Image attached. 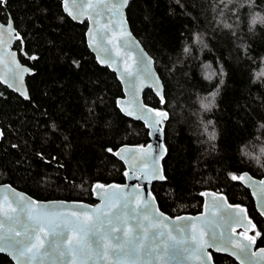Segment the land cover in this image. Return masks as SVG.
Here are the masks:
<instances>
[{"label":"trees","instance_id":"obj_1","mask_svg":"<svg viewBox=\"0 0 264 264\" xmlns=\"http://www.w3.org/2000/svg\"><path fill=\"white\" fill-rule=\"evenodd\" d=\"M178 3L130 0L125 11L167 91L165 104L149 89L143 92L146 104L168 113L161 160L167 180L153 182L151 191L169 215L199 212L205 189L222 192L229 202L246 207L261 233L256 246H264V217L230 175L247 171L264 177V77L255 80L264 68V25L249 31L251 15H264V0H255L254 9L246 0ZM8 18L20 37L13 48L31 73L26 76L29 99L0 84V183L36 199L93 202L94 182L124 181L114 150L146 144L147 128L119 111L116 98L122 91L115 74L96 62L85 42L86 22H73L60 0H7L0 20ZM205 65L217 72L222 65L225 74L206 80ZM218 85L216 106L204 110L201 101ZM212 131L215 141L208 139ZM212 259L238 264L223 254L213 253ZM0 264L13 263L0 253Z\"/></svg>","mask_w":264,"mask_h":264},{"label":"snow or ice","instance_id":"obj_2","mask_svg":"<svg viewBox=\"0 0 264 264\" xmlns=\"http://www.w3.org/2000/svg\"><path fill=\"white\" fill-rule=\"evenodd\" d=\"M129 2L130 0H96V3H93L92 0H72V7L70 8L68 0H63V7L73 20H81L87 15L91 21L93 16L95 17V27L89 28L90 47L98 48L106 54L100 59L108 67H112L113 64L117 65L116 71L120 73L121 79L128 85L133 99L136 100L133 110L121 107V111L125 112L127 116L143 119L152 129L150 135H159L164 131L162 125L168 119V113L139 103L137 94L143 82L150 81L155 88L156 95L160 98V103L165 104L166 85L161 83V78L153 71L151 57L131 39V33L123 28L116 30V17H123L122 9ZM246 2L250 9L255 8V0H246ZM6 3L7 0H0V6ZM177 4L179 6L178 0ZM105 13L108 14V22L101 24L100 17ZM123 23V19H120L119 24L122 25ZM258 24L264 25V15L255 12L251 15L249 31H254ZM12 27L11 18H9L7 28L12 29ZM3 28L4 26L0 25V44L4 43ZM8 38H12L11 33H9ZM16 38H20L18 32ZM109 45L110 47H108ZM131 48H136L139 51V56L134 61L135 69L129 63ZM189 51L188 47L184 48L186 54ZM30 59L35 60L37 57L32 56ZM73 64L76 68L80 67L78 61H74ZM204 67L206 80L211 81L214 77L218 75L223 77L225 74L222 65L219 72L212 70L210 65ZM29 71L28 68H20L17 65V70L13 72L12 78L16 82H22L23 74ZM261 77H264V68L255 74V80H259ZM224 83L225 81L221 79L220 85ZM220 85L201 101L204 110L211 111L216 106V98L220 94ZM9 87H18V84H9ZM21 95L25 99H29L27 92H21ZM116 103L117 106H120L119 100ZM211 124L212 121L207 122V125ZM207 125H205V132H207ZM52 128L55 131L56 126L52 125ZM207 134L209 141H215V131ZM2 135L3 133L0 132V136ZM12 147L16 148L17 145L13 144ZM107 151L111 153L113 149L109 148ZM166 151L164 144L159 143L154 152L152 146L149 145L147 150L141 149L139 153L121 148L114 154L132 164L134 179L151 183L153 180H167L166 169L159 167V160ZM244 154L249 155L247 152ZM37 155L42 154L37 153ZM146 159H151V168L145 166L144 161ZM256 162L260 163L259 158ZM137 170L140 174L134 175ZM128 175L129 173L125 172V176ZM230 175L232 180L250 181L247 173L239 176ZM261 184H264V181H261ZM5 187L8 186L5 185ZM127 187V185L124 186L125 189ZM101 189L107 190L101 192ZM120 189V185L106 186L96 183L93 185V191L100 196L104 202V207L97 206L92 211H86L81 205L80 211L67 213L55 209L51 205L36 206L35 201L30 202V199L22 193L18 194L15 189H11L16 207L13 208L9 204L8 211L4 213V219H0V228L5 223L9 225L7 231L0 234V253L13 255L18 264L19 262L32 264L33 261L46 257L64 260L66 264H88L94 259L108 261L110 258H114L116 264H137V261L144 259L146 261L156 260L160 261L161 264H166V261L177 258L196 259L202 261V264H211V254L205 250L212 248L216 252L230 253L239 259L241 264H246V262L247 264H264V248H260L258 252L251 251L257 238L261 237L260 232H256L255 235H247V230L239 233V236L243 237V241L234 239L228 233L229 228L235 232L233 225L239 224L242 214H245L246 210L240 205L227 204L224 197L217 196L211 205L213 209L218 210L213 212L214 219L205 218L201 221L200 217H176L177 221L190 222L189 224H173V229L179 234L178 237L173 235L172 230L165 231L168 229V224L164 223L163 213L154 207L155 198L152 197L150 191L144 196L141 203L143 189L139 183L126 194ZM200 195L206 196L208 193H201ZM5 198L7 199V197ZM218 200L224 202L223 207L217 203ZM133 203L136 207H130ZM33 206H36V210L33 209ZM59 207L64 208L66 205L64 202H60ZM260 211L264 215V196L261 197ZM21 214L27 216V222L22 221ZM130 219L136 221V228L141 229V232H137L136 229L128 226ZM145 221L148 222L147 226L144 224ZM196 221H201L204 227H198ZM248 223L251 224V221L249 220ZM16 225H22V231H16ZM252 228L254 229L255 225H252ZM150 229H156V232L151 237V241L146 243L149 241ZM121 231L123 232L122 238L118 235ZM41 233L45 237H52L46 249L44 241L40 238ZM66 233H78V235L66 236ZM33 235H35V240H33ZM112 240L117 242L113 244Z\"/></svg>","mask_w":264,"mask_h":264},{"label":"water","instance_id":"obj_3","mask_svg":"<svg viewBox=\"0 0 264 264\" xmlns=\"http://www.w3.org/2000/svg\"><path fill=\"white\" fill-rule=\"evenodd\" d=\"M61 1V8L62 11L65 15L68 16V14L64 11V7H63V0ZM93 3H96V0H92ZM68 5L71 8L72 7V0H68ZM126 7L127 5L122 9L123 12V17L117 16L116 17V22H117V31L120 30V28H123L124 30L128 31L131 33V39L134 40L137 44H139L140 49H142L143 51L147 52L145 50V48L143 47V45L140 43V41L134 36V34L132 33V31L130 30L129 24L127 22L126 19ZM86 12L88 10H85ZM73 22H77V23H82V22H86V28L84 31V36H85V42L86 45L89 49V51L92 53V55L94 56L96 62L100 65V66H104L107 67L110 71H112L115 76L116 79L118 80L120 86H121V91H122V95L116 98V102L117 100L120 101V106H116L119 109V111L126 116L127 118L133 119V120H138L141 121L144 126L147 128V135H148V141L146 144L140 145V144H123L120 145L119 147L116 148V150H114L113 153L118 152L121 148H126V149H130L132 151H135L137 153H139L141 151V149L143 150H147L148 146L151 145L152 146V151H155V147L157 144L159 143H163V133L159 134V135H150V133L152 132V129L150 126H148L145 121L143 119H136L135 116H127L125 114V112L121 111V107H124L127 110H133L135 108V104H136V100L133 99V96L131 94V92L128 89V85L124 82L123 79H121L120 77V73L116 71L117 65L113 64L112 67H108L105 63L102 62V60L100 59L101 57H104L106 54L101 52L98 48L95 47H90V35H89V28L95 27L94 24V19L95 17L93 16V19L90 21L88 16L85 15L81 20H73L70 16H68ZM120 19H123L124 23L121 25L119 24ZM12 22V20H11ZM100 22L101 24L107 23L108 22V14L105 13V15L100 17ZM9 23V18L3 22L0 20V25H3V31H4V43L0 44V84L5 86L6 88H8L9 90L15 92L16 94H18L19 96H21L22 98H24V96L21 95V92H27L28 93V89H27V84H26V76L27 74L31 73V69L30 67H28L27 65L23 64L19 58H18V54L17 52L14 50L13 48V44L14 41L16 39V29L14 28L13 22H12V29H8L7 25ZM9 33L12 34V38L9 39L8 35ZM110 35V33H109ZM106 43V42H105ZM110 47V45L108 46ZM147 54L151 57L152 59V69L153 71L156 73V75L158 77H160L158 75V72L156 71L155 67H154V60L152 58V56L147 52ZM139 56V51L136 48H131L130 49V57L131 59L129 60V63L131 65V67L133 69H135V63L134 61L136 60V58H138ZM17 65L20 66V68H28L30 71L28 73H24L23 74V81L22 82H16L13 80L12 78V74L13 72H15L17 70ZM13 83H17L18 87H9V84H13ZM162 83V80H161ZM149 89L160 101V98L156 95V91L155 88L152 86L150 81H144L143 84L140 86V90L138 92V100L139 103L141 104H145L147 105L149 108H153V109H157V110H163L166 111V109L164 108H160V107H154L151 106L149 104H146L143 101V92ZM25 99V98H24ZM154 115V114H153ZM162 127L164 128V122ZM165 147V145H164ZM166 148V147H165ZM115 155V154H114ZM126 155V153H125ZM165 155V153H164ZM163 155V156H164ZM162 156V157H163ZM115 157L117 159H119L123 166H124V181L120 182V183H116V182H109V183H101V182H94L91 186V193H92V198L94 199L93 202H86V201H82V200H67V199H47V200H41V199H36L33 196L29 195L28 193H26L23 190L17 189L16 187L12 186L10 183L7 182H3L0 183V219H4V213L6 211H8V206L9 204H11V206L13 208L16 207L12 194H11V189H15L16 193L18 194H23L26 198L30 199L31 201H35L36 202V206H42V205H51L53 208L58 209L62 212H72V211H80L81 210V205H83L84 210L86 211H92L94 210L97 206L100 207H104V202L101 200L100 196L97 195L94 191H93V185H95L96 183L99 184H103V185H120L121 186V191H123L125 194L128 191H131L132 188L136 185V184H140L142 189H143V193L141 194V203L143 201L144 196L147 195V193L150 191L152 194V197L155 198L154 194L151 191V184L155 181L158 180H153L151 181V183H148L146 181H138L136 179L133 178V168H132V164L130 162H126L124 159H121L119 156L115 155ZM162 157L159 160V167L162 168ZM144 164L147 168H151L152 167V161L151 159H146L144 161ZM125 172H128L129 175L125 176ZM244 173L248 174V177L250 178V181L246 180V181H240L238 180L250 193L253 203H254V207L256 212L264 217V215L261 214L260 211V204H261V197L264 196V184H261V181H264V177L258 178L255 177L253 175H251L249 172L247 171H242L239 175H243ZM140 172L139 170H137L134 175H139ZM238 175V176H239ZM5 185H7L8 187L6 188ZM127 185L128 187L125 189L124 186ZM107 189H101L100 191H105ZM202 193H208V195L206 196H202L203 200H202V205H201V210L197 213L191 214V213H182V214H177V215H169L165 212H163L162 210H160V208L158 207L156 198L154 201V207L156 209L159 210L160 213H163L165 220L164 223L168 224V229L167 230H172L173 231V235H177L179 237V234L175 232V230L173 229V224L175 223H180V224H189V221H177L176 217L178 216H187V217H200L201 221L204 220L205 218L212 220L214 219L213 217V212L214 211H218L216 209H213L211 207L213 200L216 199L217 196H222L224 197V199L227 201V204L230 205H240L242 208H244L246 210V207L242 204L239 203H231L227 200L226 196L222 193V192H217L211 189H205L202 191ZM215 194V195H213ZM7 197V199L5 198ZM60 202H64V204L66 205V207L64 208H60L59 204ZM218 204H220L221 207L224 206V202L221 200L217 201ZM36 206H33V209L36 210ZM130 207H136L135 203H133L132 205H130ZM139 211V209H138ZM21 219L24 222H27V216L25 214H21ZM251 221V224L248 223V221ZM201 221H196L198 227H204L203 224H201ZM145 226L148 225V222L145 221L144 222ZM252 225H255L254 221L250 218V216L247 213V210L245 211V214H242L241 217V222L237 225H233V227H235V232L231 231V228L228 229V233L231 234L234 239H239L241 241H243V237L239 236V233L245 232L247 230V235H253L251 233V231L253 230ZM128 226L130 228H134L136 229L137 232H141V229L136 228V221L135 220H129L128 222ZM9 225L7 223H5L3 225L2 228H0V234H4L7 229H8ZM16 231H22V225H16L15 226ZM47 230V229H46ZM205 231H207V229L205 228ZM156 232V229H150L149 230V241H146V243L151 241V237L153 236V234ZM67 235H73L76 236L78 235V233H66ZM118 235L121 236V238L123 237V232H119ZM40 238L41 240L44 241V247L45 249L48 248L49 246V241L52 239V237H45L43 235V233L40 234ZM205 239H207V237L205 236ZM33 240H35V235H33ZM113 244H115L117 241L116 240H112L111 241ZM256 244V243H255ZM255 244L252 246L251 251L252 252H258V250L260 248H264V246H259L256 247ZM43 251V249H42ZM207 253L214 252L217 254H223V255H227L229 257H231L232 259H234L238 264H241V261L239 259H237L235 256L231 255L230 253H224V252H216L214 249L212 248H208L205 250ZM6 255L13 264H18V262L15 260L13 255H10L8 253H1ZM19 264H22V262H19ZM32 264H66V262L64 260L61 259H52L51 257H46L43 259H38L36 261H33ZM88 264H116V261L114 258H110L108 261H100V260H92L89 261ZM137 264H161L160 261H156V260H151V261H146V259L144 260H140L137 261ZM166 264H202V261L200 260H196V259H184V258H177V259H170L168 261H166ZM211 264H215V262L212 259V255H211ZM247 264V262H246Z\"/></svg>","mask_w":264,"mask_h":264},{"label":"flooded vegetation","instance_id":"obj_4","mask_svg":"<svg viewBox=\"0 0 264 264\" xmlns=\"http://www.w3.org/2000/svg\"><path fill=\"white\" fill-rule=\"evenodd\" d=\"M255 230H256V226H255V228L251 231V233L253 234V235H255ZM255 246H256V244H255ZM256 247H258V246H256ZM214 252H211V255L213 254Z\"/></svg>","mask_w":264,"mask_h":264},{"label":"rangeland","instance_id":"obj_5","mask_svg":"<svg viewBox=\"0 0 264 264\" xmlns=\"http://www.w3.org/2000/svg\"><path fill=\"white\" fill-rule=\"evenodd\" d=\"M201 108H202V106H201Z\"/></svg>","mask_w":264,"mask_h":264}]
</instances>
